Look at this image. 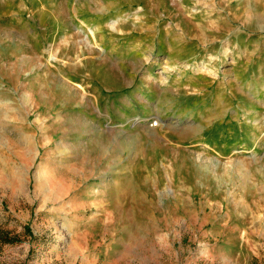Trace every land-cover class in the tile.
Segmentation results:
<instances>
[{
    "label": "rangeland",
    "instance_id": "374dc122",
    "mask_svg": "<svg viewBox=\"0 0 264 264\" xmlns=\"http://www.w3.org/2000/svg\"><path fill=\"white\" fill-rule=\"evenodd\" d=\"M0 97V264H264V0H0Z\"/></svg>",
    "mask_w": 264,
    "mask_h": 264
},
{
    "label": "bare ground",
    "instance_id": "6f19581e",
    "mask_svg": "<svg viewBox=\"0 0 264 264\" xmlns=\"http://www.w3.org/2000/svg\"><path fill=\"white\" fill-rule=\"evenodd\" d=\"M25 8V7H24ZM20 15V14H19ZM81 27H79L78 29V31L76 32V33H72L70 36H66L65 37V39L62 41V43L64 44V43H66V42H68V41H70V40H72L71 41V45H74V46H78L80 43L81 44H83V47H81L82 49L79 51V54H78V56L80 57V61L82 62V63H84V59L83 58H85L84 57V55H83V53H84V51H85V48H84V44L86 43V41H88L89 43H95L96 44V42H97V33H96V30L94 29V28H88L89 29V31L85 34V32H83V30H81L80 29ZM78 32L79 33H82V34H85V37H80L79 36V34H78ZM37 34V36L39 35V30H33V34H32V36H35ZM40 36V35H39ZM27 37H31L30 35H27ZM22 41L25 43L26 42V40H24V39H22ZM95 47H98V46H93V48H90V52H92V53H94V52H96L95 50ZM64 48H67V46L65 45V46H63V49ZM49 50V49H48ZM99 52H100V54H105L106 52H105V49L104 48H99V49H97ZM54 51V50H53ZM56 54H57V56H56ZM95 54V53H94ZM59 55H62L61 54V49H60V51H56V52H48L47 54H46V57L48 56H56V57H59ZM91 58V57H90ZM31 57H29V54H27V57H23V61L24 60H27V62H30L31 61ZM85 64V63H84ZM62 67H64V69H61ZM73 68H75V66L73 67ZM61 72H63V71H67L68 70V64L65 62L62 66H60V68H58ZM69 69L70 70H72V66L70 65L69 66ZM63 70V71H62ZM66 78V77H65ZM41 81H43L42 79H39L37 82H35V81H33V82H30L28 85H26V92L28 93V94H26V93H24V97H25V99H26V102L28 103V105H29V103L30 102H33L34 101V97H35V94L34 93H36V92H38L40 89H41V84H42V82ZM61 83H62V86L63 87H66V86H68L67 84H65L63 81H61ZM39 89V90H38ZM78 89V88H77ZM2 99H1V97H0V104L2 103ZM37 105V104H36ZM214 118H216V116H215V114L213 113V114H211L210 115V118L208 119V120H206L204 123H201V125L199 126V127H196V128H198V129H195L194 131H192L191 133H192V136L194 137V138H196V137H199L200 136V133H203L204 132V129H205V127L207 126V124L208 123H210V122H212L213 120H214ZM203 128V129H202ZM256 129L254 128V129H252V132H253V135L256 133ZM256 136V135H255ZM257 137V136H256ZM253 138H255V137H253ZM201 164L202 165H204V166H206V167H212L213 165H214V162L213 161H211V160H206V159H204V158H202L201 159Z\"/></svg>",
    "mask_w": 264,
    "mask_h": 264
},
{
    "label": "trees",
    "instance_id": "16d2710c",
    "mask_svg": "<svg viewBox=\"0 0 264 264\" xmlns=\"http://www.w3.org/2000/svg\"><path fill=\"white\" fill-rule=\"evenodd\" d=\"M26 229L29 230V228ZM20 240L21 239L18 235H13L9 230L0 226V244L16 243Z\"/></svg>",
    "mask_w": 264,
    "mask_h": 264
},
{
    "label": "built area",
    "instance_id": "2783aa9c",
    "mask_svg": "<svg viewBox=\"0 0 264 264\" xmlns=\"http://www.w3.org/2000/svg\"><path fill=\"white\" fill-rule=\"evenodd\" d=\"M155 123H157V122H155Z\"/></svg>",
    "mask_w": 264,
    "mask_h": 264
}]
</instances>
